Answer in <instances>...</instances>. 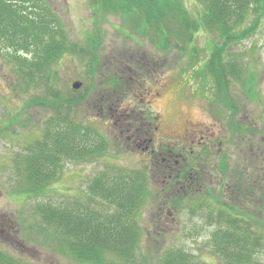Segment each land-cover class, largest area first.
<instances>
[{
  "label": "rangeland",
  "instance_id": "374dc122",
  "mask_svg": "<svg viewBox=\"0 0 264 264\" xmlns=\"http://www.w3.org/2000/svg\"><path fill=\"white\" fill-rule=\"evenodd\" d=\"M45 1L51 9L44 8V16L60 19L67 38L54 59L38 73L34 67L29 71V62H24L25 69L18 65L12 52H0V249L23 264H93L74 259L57 230L45 227L41 216L49 206L72 204L77 211L111 214L116 204L104 200L92 184L110 189L122 173L131 176L139 170L149 194L138 203L142 237L130 259L109 254L99 264H162L177 249L190 255L187 258L195 264H231L234 255L225 260L217 245L224 234L235 230L244 251L255 249L253 259L235 260V264H264V18H248V24H258L246 25L251 33L246 38L235 31L230 41L220 40L202 30L193 43L176 36L161 42L163 31L158 23L154 29H137L132 14L107 10L94 14L97 1ZM181 2L191 19L201 22L204 5L196 0ZM172 25L178 28L170 21L167 29ZM123 57L129 60L127 64L121 61ZM114 70H120L116 81L123 89L110 83ZM250 77L255 80L252 91L245 86ZM131 78L133 85L125 87L123 83ZM119 89L124 93L120 98ZM109 91L117 92V97L113 92L116 104L128 95L123 104L139 107L144 123L159 118L154 142L166 136L173 140L171 136L182 133L186 123L205 132L209 142L200 151L202 158L190 159L195 170L192 177L202 174L201 182L192 181L193 195L185 200L178 197L171 206L161 202L157 192L162 191L168 174L159 152L148 153L153 126L145 128L141 117V124L136 119L134 129L139 132L135 135L143 141L137 148L119 136L106 122L107 95L100 106L96 104L100 94ZM82 97L77 109L70 102L61 103ZM64 120L79 123L77 127L83 126L90 134L83 146L88 152L74 153L82 159H65L52 148L54 177L43 183L42 193L35 194L24 172L26 160L24 164L21 160L37 146L39 150L50 146L48 134ZM99 140L106 145L110 140L104 153L99 152ZM144 146L146 152L140 153L138 148ZM195 160L200 161L198 165L193 164ZM242 167L248 171L244 173ZM102 175L105 178L98 181ZM241 179L243 188L238 192ZM247 192L252 195L249 199ZM227 219L230 224L224 225L221 220ZM249 233L251 239L246 241ZM245 254L249 256L248 249Z\"/></svg>",
  "mask_w": 264,
  "mask_h": 264
},
{
  "label": "trees",
  "instance_id": "16d2710c",
  "mask_svg": "<svg viewBox=\"0 0 264 264\" xmlns=\"http://www.w3.org/2000/svg\"><path fill=\"white\" fill-rule=\"evenodd\" d=\"M94 1H97L93 7L94 14H98L102 10L121 13L122 15L132 14L137 29L142 27L154 29V24L158 23L159 28L163 31V36L159 38L161 42L166 39L170 41L176 36L187 38L189 42L193 43L196 34L202 30L213 32L220 40L227 39L230 41L235 31H241L242 38H246L251 36L246 25L258 24L256 21L248 24V18L251 15L260 19L264 18V0H196L204 5V14L199 20L201 22H197V19H191L181 0ZM44 8L51 9L45 0H0V52H12L18 65L25 69L24 62H29L32 65L29 71L34 67L38 73L40 68L47 66L51 59H54L53 54L67 42L65 34L61 31L63 26H59L61 21L58 22L59 19L52 16L46 18L43 12ZM170 21H175L178 28L172 25V28L167 29V24ZM164 47L165 44L161 48ZM147 59L148 63L153 62V59ZM121 61L127 64L129 60L123 57ZM215 65L219 71L220 61L215 62ZM92 67L94 70L95 66ZM22 68L21 72H24ZM235 71L241 74L240 71L236 69ZM119 73L120 70H114L110 77V83L115 85L114 88L118 86L117 89L122 87V84L119 85L116 81V76ZM218 78L222 80L221 76ZM254 81V78H250L249 84H245L249 91H252ZM123 85L125 87L133 85L132 78ZM122 89H119V98L124 96ZM113 92H102L96 100V104L100 106L102 97L107 95L110 109L106 110L108 112L106 116L114 112L112 115L119 126L126 120H134L133 117L127 119V116L115 113L118 103H114L113 95L115 96V93ZM84 99V97L72 101L64 99L61 103L67 105L70 102L77 109ZM77 124L79 123H67L66 120L59 123L53 127V132L47 136L51 140L50 146H46L42 150H34L28 155L24 172L29 176L30 182L27 183L31 184L35 194L42 193L45 187L43 183H47L50 178L54 177L55 166L52 161L54 158L52 148L65 159L67 157L82 159L83 157L76 158L74 153L76 151H79V154L88 152V149H84L83 146L86 147L90 134L85 131L83 126L77 127ZM99 144V152L104 153L109 143L107 142V146L104 141L99 140ZM92 152L95 153L94 149L91 150ZM133 172L131 176L122 173L121 179L115 181L110 189L100 190L96 184H92V187H95L104 200L116 204L111 214L105 212L104 215L97 213L93 215L90 210L88 212L86 209L77 211L74 210V204H72L57 208L49 206L45 214L41 216L45 227L57 230L61 243L66 246L67 252L77 261L99 264L104 257H109L107 256L109 254L124 260L131 258L134 252L133 246L136 247L138 238L137 220L134 212L139 208L138 203L141 202L142 204L148 194L143 187L144 181L143 176L139 174L140 171ZM103 178H105L104 175L100 176L98 181H102ZM237 187L242 190L243 182ZM90 190L95 192L93 188ZM37 210L39 214V206ZM94 216L95 219H93ZM237 232L235 230L234 233ZM234 233L224 234L217 245L220 256L225 260H231L233 255V259L242 258L243 253L248 249L243 250L244 242L239 244L240 239H237ZM248 251L249 256L246 259L249 261V259H253L251 257L255 254L254 246L250 247ZM0 264L23 263L0 249ZM163 264L195 263L191 262L182 251H174L167 254Z\"/></svg>",
  "mask_w": 264,
  "mask_h": 264
},
{
  "label": "flooded vegetation",
  "instance_id": "af4514ba",
  "mask_svg": "<svg viewBox=\"0 0 264 264\" xmlns=\"http://www.w3.org/2000/svg\"><path fill=\"white\" fill-rule=\"evenodd\" d=\"M158 125L156 123L155 127L150 133L152 136L148 144L151 146V148L149 149L148 146V153L155 155L159 152L160 162L164 165L166 164L164 168L165 172L168 174L167 181H164V185L161 187L162 191H158L157 195H162L161 202H164L165 206L168 203H170L171 206L176 198L178 199L179 197L180 200H185L187 197H189L187 195L194 194V189H191V186L194 185L192 184L194 179L201 182V173H194L195 178L192 177V171L195 170H193L194 166L190 165V159L192 157L202 158V156L199 155L200 151L202 152L206 149L205 145L208 144L209 140L205 136V132L197 129V126L186 123L185 126L188 125V127L185 129L184 126L182 133L171 136L174 138L173 140H168L170 136H166L164 138L159 137L155 139L156 141L154 142V140L151 139H154L156 133L159 132ZM149 127L150 123H148V128ZM136 132L137 130L133 131V129L129 126L125 130V133H127L125 138L127 142L133 144L134 147L137 148L140 147L138 144L142 143L143 141L135 135ZM138 150L140 153L141 151L144 152L145 146L143 148H138ZM186 152L189 153V158L187 157ZM199 162V160H195L193 164L198 165ZM176 208L177 207L175 206V209Z\"/></svg>",
  "mask_w": 264,
  "mask_h": 264
},
{
  "label": "water",
  "instance_id": "95a60500",
  "mask_svg": "<svg viewBox=\"0 0 264 264\" xmlns=\"http://www.w3.org/2000/svg\"><path fill=\"white\" fill-rule=\"evenodd\" d=\"M73 87H74V88H76V86H75V85H74Z\"/></svg>",
  "mask_w": 264,
  "mask_h": 264
}]
</instances>
